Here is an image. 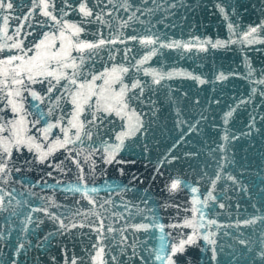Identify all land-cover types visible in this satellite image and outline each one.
Here are the masks:
<instances>
[{"label": "water", "instance_id": "water-1", "mask_svg": "<svg viewBox=\"0 0 264 264\" xmlns=\"http://www.w3.org/2000/svg\"><path fill=\"white\" fill-rule=\"evenodd\" d=\"M0 264H264V0H0Z\"/></svg>", "mask_w": 264, "mask_h": 264}]
</instances>
